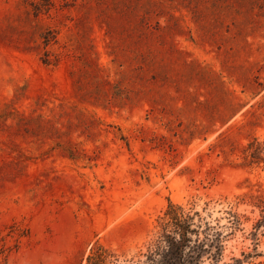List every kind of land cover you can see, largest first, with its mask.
Returning a JSON list of instances; mask_svg holds the SVG:
<instances>
[{
	"label": "rangeland",
	"instance_id": "1",
	"mask_svg": "<svg viewBox=\"0 0 264 264\" xmlns=\"http://www.w3.org/2000/svg\"><path fill=\"white\" fill-rule=\"evenodd\" d=\"M254 139L264 0H0V264L140 263L170 202L264 264Z\"/></svg>",
	"mask_w": 264,
	"mask_h": 264
},
{
	"label": "trees",
	"instance_id": "2",
	"mask_svg": "<svg viewBox=\"0 0 264 264\" xmlns=\"http://www.w3.org/2000/svg\"><path fill=\"white\" fill-rule=\"evenodd\" d=\"M50 32L41 33L46 45L50 41ZM43 61L48 63V59ZM248 148L253 162H264V141L254 139ZM160 228L158 238L149 245L146 259L136 264H242L240 259H234V263H222L226 246L224 235L199 211H185L182 205L170 202ZM100 250L95 254L96 261H104L110 253L102 247Z\"/></svg>",
	"mask_w": 264,
	"mask_h": 264
}]
</instances>
